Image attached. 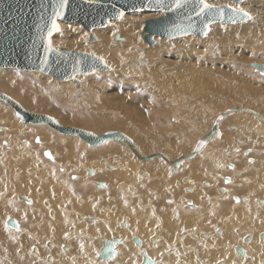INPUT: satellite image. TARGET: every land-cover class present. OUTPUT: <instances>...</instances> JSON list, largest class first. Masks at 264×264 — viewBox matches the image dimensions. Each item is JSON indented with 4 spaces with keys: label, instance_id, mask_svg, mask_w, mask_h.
Here are the masks:
<instances>
[{
    "label": "rangeland",
    "instance_id": "374dc122",
    "mask_svg": "<svg viewBox=\"0 0 264 264\" xmlns=\"http://www.w3.org/2000/svg\"><path fill=\"white\" fill-rule=\"evenodd\" d=\"M256 5L258 7H261L259 6L258 2L256 3ZM252 7L255 8V4H253ZM247 8L251 9V7ZM261 12L262 11L258 10L256 15L261 14ZM242 25H240L239 27H233V25H218L217 28L211 26L210 32L213 30L212 35H210L209 32L208 37L205 38H199L194 35L187 36L189 38L181 37L179 39H187H182L181 42L177 43L173 42V44L162 45L159 49L156 50L157 54L159 55H155L154 58L147 54V50L152 49V47L156 44L152 47L145 46V50L136 45L135 48L137 49V52L140 54V56L149 61H146V66L148 68L147 70L144 71L142 69H137L128 72L125 71L124 67H121L117 72L114 73L107 74V72L106 74L101 73L93 75L86 79V89L82 91L80 90V88L78 89V87H76L77 85L75 83L66 85L65 82H59L60 80L56 81L54 80L55 78L42 73H31V71H24L19 69L7 70L0 68V86L3 87L0 89V91L13 96L15 99H17L16 97L22 96L27 102L31 103V101L34 100L33 96L36 92L29 89L21 90L20 86L22 87L24 83L36 84L37 91L39 90L38 92L41 96V99L42 97H45V101H47V107L43 110H35L34 112H47L56 120L62 122L63 125H71L76 127L81 126L74 124V122L71 120L69 115H71L72 113H76L81 117H91L92 121H97L100 119L103 121L102 118L110 117L111 119L120 122L117 125L127 127L129 130L132 129L134 134L128 132L129 130L120 128L121 131L123 130V132L132 137L134 140L137 137L143 138L148 140L153 149L157 150L159 148V150L161 151L166 149L165 152H168L167 148H169L174 152L179 150V147H181V145H184L186 147L192 146L196 139L194 137H196V135L201 130H203L205 125L208 126L215 114L226 105H231L234 103L251 104V107L264 112V73L252 66L253 63L264 64V24L260 26L262 33L258 34H254L252 31L248 32L250 31L249 29L251 28V25H248V29H244L245 25ZM78 26H80V30L85 34L84 38L86 42L97 44L100 41L101 36L98 31L97 33L99 38L97 37L95 31H93L95 39L91 40L89 38L88 31L83 29L81 25ZM171 40L174 39H169V41ZM124 41L125 37H122V40L119 42L120 44H123ZM113 43H116L114 37H112L111 39V44ZM69 47L82 48L78 45H70ZM250 65L252 67H250ZM122 73L128 74V76L121 75ZM183 76H185L189 80L185 82L183 80ZM163 80H168L167 84L169 90H167L169 92H167V90L165 92L164 89L162 90L158 88L159 83ZM179 81H182L181 84L183 85H180ZM60 86H65L67 88H60ZM173 88H175V90H173ZM182 88H184L185 90ZM64 91H67V93H62ZM229 91H231L232 93H229ZM193 99L195 100L193 101ZM202 108H207V111ZM200 110L201 113H199ZM1 113L2 116H4V112L0 109V114ZM198 116H206L207 121L202 122L203 118L205 117H200L199 120L197 118ZM228 118L224 119L221 122V125H223L222 135L223 137H225L227 144L226 141H224L223 144H219L220 147L223 145L231 144L227 146V148L231 146L236 148L237 138H241V142H245L249 145L252 144V148H257L256 152L261 147L264 149V141H261V139H263L262 137L264 136L260 135V133L262 132L260 131L258 125L253 123V125L251 126V122H248L247 127L250 128V131L249 129L247 130V127L243 125V132H237L236 130H232V127H230V125L235 124L233 121L247 122L246 119L248 118L237 115H231ZM225 120H227L226 123H224ZM108 127H111L107 128L110 130L117 128L118 126L116 127L111 125ZM84 129L90 131L95 130L98 131V133L101 132V130H97L93 127ZM40 134L44 136V139L47 142L51 141V144H49L48 146L55 147L59 151L62 150L61 144L63 143V141L60 142V137L52 135L49 139L44 133L41 132ZM20 135L21 134L18 133L17 138ZM217 143L218 142L214 143V141H212L210 142L211 145L209 146L208 144L209 147L205 146V148L209 152L217 151L218 148L215 147ZM253 143L258 144L254 145ZM239 145L241 146V148H243L246 144ZM65 147L68 148L67 153L65 155H62V158L65 160L71 159L72 162H75V160L78 159L77 162L81 163L85 161L84 159H91L89 155H82L83 150L88 151L91 154V151L84 146L83 147L85 149H80L79 145H73L70 140L67 139V144L65 145ZM170 154L172 155V153ZM214 155L221 156L222 154L215 153ZM255 156L258 157V161L256 163L257 165L259 164V160L264 161V157H262L261 155H257V153H255ZM36 160L37 158L33 159L32 163ZM22 165L23 163L11 162V167L13 168ZM77 165L78 164L73 163L72 167L75 168L77 167ZM186 166L187 169L184 170L183 175H193L196 185L205 180V177H203L205 173H208L212 170L211 163L205 156L199 157L195 162L190 163ZM194 168H197V170L203 172V175H196L199 173L196 172L197 170H195ZM48 169L53 173L55 172V167H53L52 165H49ZM135 170L136 165L131 163V167L128 171H121L120 175H123L126 178L130 179L128 181L125 180L124 183H134L139 180V176H137L134 180L132 179V176L136 174ZM221 173V175H223L226 172ZM0 175H3L2 169H0ZM206 179H209L208 175L206 176ZM29 181L30 177L27 176V188L23 187V189L20 190L21 192L26 193L27 189L30 192ZM217 182L218 183H213L212 185L215 189L217 187L216 185H219L221 183V179L219 178ZM20 186H22V184L14 181V189H19ZM47 186L55 187L56 190L59 191H64L61 189V186L63 189H66V186H63V182L60 179L56 178H53V181L51 182L47 181ZM79 188H82L79 186V184H73L69 188H67V192L69 194L68 197H72L75 192H80L81 195L82 191L79 190ZM240 190H244V192H254L257 197L263 198L261 197V192L257 189L244 188L237 189L236 192L242 193L240 192ZM2 191L3 182L0 180V192ZM60 205L65 207L66 201H62ZM91 205L92 204L89 203L86 207H91ZM119 208L121 211L119 212L118 217H125L123 211L131 212L129 207L126 208L125 200L121 196L119 199ZM16 209V206L11 207L9 204H6L2 209L4 218L6 217V210H11V212H6L7 215L10 214L15 216L17 213ZM77 210L79 213H81L80 211L85 212L84 208H78ZM251 211L264 213V206H261L259 208L258 205L252 204ZM44 212H46V210H44ZM230 212L231 208L229 206L224 210H222L220 206L218 209H209L207 212L192 213L190 216L195 218L200 217L204 214L209 217V222L207 224H193L192 227L201 226L207 228L208 225L212 227L223 226L220 223L226 224L229 221L225 223L221 222L220 216H228ZM236 212L247 213V210L240 207ZM85 214L87 216L88 214H91V211L90 213L85 212ZM32 215L35 216L32 220V224L35 225L39 215L34 212L32 213ZM91 216L94 217L96 215ZM45 219L46 220L44 221L43 227L37 226L32 228L31 231L32 233H39L43 238H45L49 237L51 235V230L55 228L56 233L52 236L57 238V244L59 247L63 244H68L71 242L69 241V239H66V235L84 232H87L94 236L98 235V233H95L96 229H92V227L88 228L81 222H79L78 224L76 221H74L73 225L71 226L65 225V220L69 221L70 219L65 218L63 214L59 212L57 213L55 219H51L48 216H46ZM174 219L175 216L172 214L165 218V227L169 231V233L165 235L167 239H171L174 235L185 228L174 224ZM251 223L253 224L254 222L234 221L233 227L229 228L228 230L229 232H231L235 226H238L242 229L243 227L249 226V224ZM254 224H256V226L260 229L264 228L263 224ZM162 235L164 234L162 233ZM228 236L229 235H226V240ZM23 238H26V236H15L16 241ZM236 239H240V236L238 234H233L232 244H236ZM30 240L31 244L36 243L32 239ZM41 241H44V239H41ZM72 241L74 243V246L79 249V252L88 242V240L82 238H74ZM218 252L216 251V249H213L209 250L205 254L201 253L200 259L201 261H208L210 263L216 262L223 256L222 254H218ZM224 252L230 253V251ZM153 254L156 255L155 253ZM130 257H127L125 259H129L128 262H130V264H133L132 261H134L135 259H131ZM187 258L193 264L201 263V261L197 258L195 259L190 256ZM83 260H85V258L81 259V261ZM36 261L44 264L40 260ZM98 261L99 260L97 259V262ZM13 262L17 264H27L25 261L20 260L15 251H13ZM104 264L119 263L111 262Z\"/></svg>",
    "mask_w": 264,
    "mask_h": 264
},
{
    "label": "bare ground",
    "instance_id": "6f19581e",
    "mask_svg": "<svg viewBox=\"0 0 264 264\" xmlns=\"http://www.w3.org/2000/svg\"><path fill=\"white\" fill-rule=\"evenodd\" d=\"M209 2L211 4H214V5L231 4L233 7H240V8L251 7V9H248V8L247 9L243 8V9L246 10L247 12H249L251 14V16L253 17V19H251V20L245 19V21H242L239 23L238 22L237 23L236 22L235 23H220V22L212 23L210 25V30H211V26L215 27V28H217L218 25H228V26L233 25V27H239L242 24L245 25L244 29H248V25H251L254 23L253 25H251V28L249 29L250 31H248V32L252 31L254 34L262 33L260 26H262V24H264V0H244V1H240V2H236L233 0H209ZM257 2L259 3V6H261V7H258L256 5ZM253 4H255V8L252 7ZM258 10H260L262 12H261V14L256 15ZM133 15H135V16H133ZM161 15H162L161 12H151V11L128 12L123 16L122 19L112 20V22L109 25H107L108 27L107 26L103 27L105 29L95 28L93 30V31H95L97 37H98V33H100V36H101L100 41L97 44L96 43H88L85 41V38H84L85 34L80 30V26H78L80 24L75 25L77 23L68 22V21H60L59 26H60L61 31L56 32L52 36L53 46H55L57 49H59L60 47H66L70 50L76 49V50H82V51L97 53V54L105 57L107 63L112 66V69L110 71H105V72H95L92 75H91V73L85 74V75H79L77 77L79 79L80 85L78 84V82L74 81L73 79L69 80V81H59L57 79H54V80L59 81V82H65L66 85H70L71 83H75L77 85V86L76 85L75 86L78 87V89L80 88V90L82 91V90L86 89V86H85L86 85L85 84L86 79H88V77H91L93 75H97V74H101V73L106 74L107 72H108L107 74L114 73V72H117L121 67H124L125 71H128V72L134 71L137 69H140V70L142 69L144 71L147 70L148 68L146 66V64H147L146 61H148V60L143 58L142 56H140V54L137 52V49L135 48L136 45L140 46L142 49L145 50L146 47H152L153 45L156 44L155 46L152 47V49L147 50V54H149L152 58H154L155 55H159V54H157L156 50L159 49L162 45L173 44V42L174 43L175 42L176 43L181 42L182 39L189 38L187 36L193 35V34H190V35L182 36V37H187V38H182V39H179L181 37L174 38V40H171V41H169V39L167 40L166 38L156 36L155 37L156 43L153 44L152 46H149V45L147 46V43L143 40V37H142V32H143V27H144L145 21L149 17H151V18L152 17H159ZM230 24H232V25H230ZM93 31H92V33H94ZM97 31H98V33H97ZM209 32L206 36H203V37H199L196 35H194V36L199 37V38H205V37H208ZM212 33H213V30L210 32V35H212ZM88 35L90 38V33ZM112 37H114V40L116 43L111 44ZM122 37H125V41L123 42V44H120L119 41L122 40ZM89 38H88V40H89ZM157 38L159 39L160 44H159ZM90 42H92V41H90ZM157 42H158V44H157ZM70 45H78L79 47H82V48L69 47ZM91 50H98L99 52L98 51H91ZM131 65H133V66H131ZM257 65L264 66V64H262V63H253L252 64V66L258 70ZM252 66L250 65V67H252ZM3 69L15 70L17 68H3ZM31 73H39V72L31 71ZM121 75H127L128 76V74H125V73H122ZM183 80L186 82L189 79L186 78L185 76H183ZM167 81L168 80H163L162 82H160L158 88L162 89V90L164 89L165 92L167 89L169 90ZM181 82L182 81H179V84L183 85V84H181ZM1 88H3V87L0 86V89ZM60 88L65 89L67 87L60 86ZM175 88H173V90H175ZM20 89L21 90L29 89V90H33L34 92H36V93H34V96H33L34 100H32L31 103L27 102L25 100V98L22 96L16 97L17 100L25 108L27 107L26 108L27 110L29 109V111L31 110L32 112H34L35 110H43L47 107V103H46L47 101H45V97H42V99H41V96L38 92L39 90L37 91V85L36 84L24 83V85H22V87L20 86ZM182 89H184V88H182ZM168 90H167V92H169ZM62 93L65 94V93H67V91H64ZM229 93H232V92L229 91ZM170 94H171V91H170ZM194 100L195 99H193V101ZM235 105H241V106H244L245 108L253 109L256 112H258L261 116L264 117V112H261L258 109L251 107V104L234 103L231 105H226V106H224V108L221 107L222 109L219 110L215 114V116L212 118L211 123L208 126L205 125L203 130H201L196 135V137H194L196 139H195L194 143L192 144V146L186 147L184 145H181V147H179L180 149L177 151H174V152L171 149L166 147L168 152H165L166 149H164V150H162V151H164L163 153L167 156V158L169 160H174L177 156H179V155L181 156V154L185 155V153H189L190 151L193 150L197 139L199 137H201L207 131V129H210L212 127L216 117L225 109L232 107V106H235ZM0 109L4 112V116H2V113L0 114V126H2V127H0V169H2V171H3V175H0V180L2 177L8 175L5 171V169H6L5 167L7 164L6 161L8 158L13 157L14 159H16V157H17L19 161L23 160L24 174H27V168L28 167L36 168L37 165H39V164L35 163V161L32 163L33 159H35V158H37V160L41 159V157H40L41 154L44 157L45 150L43 148L52 150L51 148L46 147V145H45V147H43L39 142L38 143L36 142V137H37V135H39L38 138H40V142H43V144H46V141L44 140L43 136L41 134H39L41 132L44 133L49 139L52 135H56L57 137H60L61 141L64 140L65 142H67V139H68V140H70V142L73 145H75V144L79 145L80 149H85L84 147H86L90 151L100 150V151H98V153L117 152V153H115L116 154L115 156H113V155L106 156L108 159L107 162L110 160H115V158L117 159V160H115L116 163L112 164L113 168L110 169V171H108V174L113 176L115 179H117L120 176L121 168L122 169L130 168L131 163L136 165V170H135L136 174H134L132 176L133 180L136 179V177L138 175L139 176L148 175L154 179L155 178H162V176L158 175V174H167V177L164 178L165 180L166 179H169V180L170 179H177L176 181H174V183H172V186H169V192L171 194L177 196V197H172V196L170 198L166 197V200L169 203H174V204L162 205L161 209H159L158 212L156 211L155 205L158 202H160V199H161V197H163L164 192H158L157 190L149 187L146 184H140V185L136 186L137 188L141 187L143 189V191L141 193H139V192L128 193L130 195V197L128 198L129 202L132 203L135 201L136 204H132V206L130 207L131 212L126 213V215H125L126 218L125 217H118L119 210H118L117 206H113V207L107 209V206H105L101 203L102 198H96L94 201H91V204L96 206V209L91 210V214L87 215L85 217L84 222L88 228L92 227V229H96L95 233H98V235L94 236V235L89 234L87 232L81 233L82 235L85 236L86 239H88V242L84 246V248H83L84 250H81L79 252V249H77L74 246V243L71 239H69V241H71L70 243L63 244L59 247L57 244V238H50V239H47V241H41V239L38 237L40 235L38 233H31L29 228L27 227V225H20L19 229H16V230L8 227L7 226V220H8V218L11 217V215L10 214L7 215L6 212H9V210H6V212H5L6 217L4 218V215L2 213V209L5 207L6 204L11 205V203H12V204H15L16 206H18L19 204H23L24 201L20 202L19 199H17L19 197H16V196L19 194H18V192L16 193L13 190V185H14L13 179L10 178L8 180H5V178H4L3 180H1L3 182L4 190L2 192H0V196H1L0 197V264H17L15 262H13V251L16 252V254L19 256L21 261H25L27 264H41V263L37 262L36 260H40L44 264H96V260L93 259V257L98 256L97 253L100 252L101 248L103 247V239L106 238L108 240H112L114 237L119 238L121 240V243H119L115 246V249L118 251V253L116 255H114V258H111L108 261L101 260V259H99V256H98V260H100V261H98L97 264L109 263V261L110 262H117L119 264H130V262H128L129 259H125V258L130 257V256H132V257H130L131 259H133V258L135 259L134 261H132L133 264H141V261L143 258V255H142L143 249L146 250L147 253H149L152 257L155 258V260H154L155 264H157L158 258L153 253L165 254L166 251H171V250H174V252H169L168 253L169 255L175 254V253L183 254L184 251H186L187 253L197 254V256H195L194 258L201 260L200 259V253L201 252H199V251H201L205 248H211V247H214L213 249H219V251H221L220 254L224 255V256H222V258L218 264H264V247L262 248L263 250H260L261 244L264 245V240H260V238H259V241H258L256 238H254L255 237L254 234H258V232L254 233V234H252L251 232H248V233H251L252 240L250 242H245L242 238L247 233L243 234V229L238 228V226H235L231 232H229V230H228L229 228L233 227L235 218L236 219H242V220H250L251 222H254L259 217H264V215L261 214L260 212H254L253 211V212L248 213V214L244 213V212H234L235 215L230 217L231 212H232L231 211L228 216L220 218V220L222 222H226V221H230V222L224 224L223 226H216L217 228L215 229V231H209V233H207L208 235H206L205 238H203V237L199 238V234L204 235V231H202V230H204L206 228L188 227L189 225L192 226L193 224L201 225V224H207L209 222V217L206 214H204L200 217H197V218L192 217L190 215L192 213H195V212H207L210 209L208 203H211V200H214V201L217 200L220 203L221 207H226V205H231V204L232 205H241L242 204L241 201H245V203L248 204L252 200L251 195L250 196L249 195H243V196L237 195L239 197V199H236L235 201H233V199H234L233 195H235V194L232 193L231 190H226V191H224V193L219 192V189L222 186H220L219 188L216 187V189L214 187H211L209 189H197V188L194 189L193 187L186 186L185 182H183L181 180L182 177H180V175L182 174V171H183L182 170L183 166L186 165L187 163L190 164V163L195 162L198 157L205 154L207 151V149L205 147H204L205 149L203 148L200 151L201 153L199 152L198 155L194 157V159L191 158V159L183 160L182 165H180L181 169L179 170L178 174L170 175V171H171L173 165H170L166 160H163L160 158H155L151 161L141 160L138 157H136L125 144H123L121 142H117V141L115 142L114 140H112V141L111 140L110 141L109 140L108 141L101 140V141L95 142L94 145H88V143L86 141H84L83 139L81 140L80 139L81 137L80 138L78 137L79 136L78 134L77 135H66L63 133H59L58 131H56V129L52 128L51 126H49L46 123H26L25 124V122L22 119L17 117L15 111L13 110V107L4 104L1 101H0ZM202 109L207 111V108H202ZM37 112L48 114L47 112L36 111V113ZM199 113H201V110L199 111ZM231 115L247 117L248 118V119H246L247 122H251V123L258 125L260 128V131L262 132V133H260V135H264V133H263L264 132V123H262L255 115H253L251 113H245L243 111H238V112L235 111ZM69 117L74 122V124L83 127V129L88 128V127H91V128L93 127L97 130H101L100 133H98V131L91 130L92 133L95 132L97 135H100L106 131H109V129H107V128H111V127H108L111 125L116 126V127L118 126V127L114 128V129H110V130H118V129L120 130V128H123L125 130H129L127 127H122V125H117L120 122L116 121L114 119H111L110 117L102 118L103 121L101 119H100L101 121L100 120L92 121L91 117H88V116L87 117H81V116L77 115L76 113H72L71 115H69ZM200 117H202V118L205 117V118H203L202 122L207 121L206 116H198L197 118L199 119ZM226 118H228V117H226ZM226 118H224V119H226ZM228 119H230V118H228ZM57 121H58V123L62 124V122H60L59 120H57ZM226 121L227 120H225L224 123H226ZM221 122L219 124L220 133H221ZM7 123L9 125H12V129L14 130L15 135H16L15 139H17V141H15V139L13 140L15 152H11L5 156V153L8 149V140H7L6 134L4 133V128H5V125H7ZM28 124H30V125H28ZM31 124H35V125H31ZM69 126H71V125H69ZM81 127H79V128H81ZM38 131H39V133H38ZM122 132H123V130H122ZM128 132L134 134L132 129L129 130ZM18 133H21L23 135V137L17 138ZM142 136H144V135H142ZM220 137L221 138L214 139L212 141H214V143L222 141L221 134H220ZM75 139H77L78 141ZM134 141L136 142L139 151L144 155H150L154 152H160L161 151V150H159V148L157 150L153 149V147L149 144L148 140H146V139L137 137ZM212 141H210V142H212ZM261 141H264V137H263V139H261ZM210 142H208L209 146L211 145ZM208 144H207V146H208ZM253 144L257 145L258 143L257 144L253 143ZM263 150L264 149L261 147L258 151H263ZM52 151H54V153H57V154L60 153L58 151V149H53ZM170 153H172V155ZM93 154H97V153L94 152ZM209 157H211L213 160L217 161V159L215 158L214 155H211ZM101 158L102 157L98 158L96 160V162L99 164H102ZM60 163L61 162H59V164ZM93 164L94 163H92V165ZM108 164H107V166H108ZM252 164H253L252 167L255 169H258V168L263 169L264 168V162L259 163L258 165H254V162ZM49 165H52L53 167H55L54 173L48 169ZM102 165L105 166V164H102ZM61 166L65 169V167L63 165H61ZM195 166H196V164H195ZM142 168H145L146 174L144 172H142V170H141ZM95 169H98V168L96 167ZM173 169H174V167H173ZM194 169L197 170V168H194ZM102 170L103 169L96 170L97 172H92V173H94L93 178H98L100 176V174H102L104 172ZM46 171H47V174H46L47 180H45V182H47V181L51 182V181H53V178L54 179L55 178L60 179L64 183H68V181H70V180L75 181V175L73 177H70V178H69V176H63L64 178H67V179H62L57 173V167L53 163H51L50 161H47ZM196 172H198L199 174H196ZM196 172H195L196 175H199V176L201 174L203 175V172H201L199 170H197ZM171 173H173V172L171 171ZM208 173H205L204 174L205 176L203 175V177L206 178ZM87 174L88 173L86 171V178H87ZM225 176H227V175H225ZM22 178L24 179V181H23V184H24V182L26 180H25L24 176ZM219 178L221 179V182H222V180H224V176L221 174H217L215 176L212 175L209 179L211 181H213L214 183H218L217 180H219ZM189 179L191 181V177H189ZM229 181H232L231 176H230ZM136 182H138V181H136ZM123 184L126 185L125 183H123ZM63 186H65V185H63ZM95 187H96V189L98 188V189L104 190V191L109 188L105 183H104V187H102V188H100L98 185H95ZM22 188H23V185L20 186L18 191L21 190ZM67 188H69V186L66 187V189H63L61 186L62 190H67ZM189 188H190V190H189ZM124 192H126V189H123V192H120V190H118V193H124ZM10 193H15L16 199L13 198L12 194H10ZM118 193L113 194V200H115V202H117L119 204L120 197H118ZM218 193H219V195H218ZM8 195H9V197H7ZM131 195H136L137 196L136 199ZM143 195H145V196H143ZM186 195H188L190 197L189 199L186 200V203L192 199V201H194V203L196 204L195 207L193 205L194 208L189 207L188 209H182L183 201L186 198ZM261 197L264 198V190L261 192ZM263 198H259V197L257 198V201L260 203V204H258L259 208L261 206H264V199ZM34 201H35V199H34ZM201 202L203 203L204 206L201 204ZM125 204H127L126 201H125ZM126 208H127V205H126ZM150 208L153 209V212L149 214L148 211ZM99 210H103L104 213L101 214L99 212ZM59 213L62 214V210H59ZM135 213H138L140 215L135 214ZM171 214L175 216V219L173 221L174 224L185 227L182 230L183 232L177 233L176 235H174L172 237L174 239L169 240V241L165 240V239H161L160 237H158L154 234L148 233L147 230H149V228H152V229H154V231H159V232L163 233L164 235L168 234L169 231L165 227V224H166L165 220H159L158 222H153L151 220L155 216L161 215V216L166 217V216H169ZM91 215H96V216H94L95 222H93V223L89 222V219H88V217ZM233 218H234V220H233ZM18 219L23 224V219L21 218V216H18ZM16 221H18V220H16ZM259 222L264 223V220L260 219ZM122 223L124 224V226L122 225ZM41 224L39 223L38 226H40ZM66 224H67V221L65 220V225ZM112 225H115V227L117 229L120 227V231L122 232V234L116 233L113 230ZM218 228L222 231L220 235L216 234V231ZM237 228L239 231L242 232L241 236H240L241 237L240 242L242 241V243L238 244V245H236V244L234 245V244H232L233 234H235ZM259 232H261V231H259ZM18 234L28 235L31 238L26 236V238H23L21 240L16 241L15 236ZM236 234H238V233H236ZM226 235H229L227 240H226ZM69 237L72 238V237H75V235H70ZM135 237H139L141 239L142 243L140 245H136L133 243V238H135ZM30 239L34 240L36 243L31 244ZM98 239L102 240V242L100 243V241ZM50 242L52 244H50ZM62 243H64V242H62ZM64 246H69L68 251L64 252L62 250ZM236 246H243L246 249V253H245L246 255H244V256L238 255L236 252V249H235ZM34 248H36V249L34 250ZM96 249H97V251H94ZM224 251H230V253L224 252ZM225 254H228V255L233 254L235 256L243 258L245 261L242 263L229 261V260H227L228 255L225 256ZM50 256H51V259L48 258ZM82 258H85V260L81 261ZM177 259H179V258H177ZM183 260H185V259L182 258L181 261H183ZM186 261H188V260H186ZM186 264H193V263L191 261H188V262H186Z\"/></svg>",
    "mask_w": 264,
    "mask_h": 264
},
{
    "label": "water",
    "instance_id": "95a60500",
    "mask_svg": "<svg viewBox=\"0 0 264 264\" xmlns=\"http://www.w3.org/2000/svg\"><path fill=\"white\" fill-rule=\"evenodd\" d=\"M233 1L240 2L244 0ZM59 2L60 0H0L1 68L36 71L60 81L73 79L79 85L80 82L77 77L79 75L105 72L112 69L106 59L97 53L76 49L70 50L66 47L57 49L53 46L52 36L56 31H52L51 36H49L53 19L56 20L57 24H60V21L80 24L90 33V39L93 40L95 36L92 31L95 28L106 27L112 20H120L121 18H118L119 12H123L124 15L135 11L161 12V16L152 17L145 21L142 37L149 46L156 43V36L166 39H174L190 34L203 37L206 36L204 35L205 31L207 33L210 31L209 28L212 23H233L232 20L228 19L231 11L226 7L231 4L216 5L225 8L226 15L221 19L219 15L207 11L197 15L200 9L199 0H181L180 7H176L175 0H67V4L62 9V15L57 17L54 13L60 10ZM208 3H210L209 0ZM237 22H242L239 17L236 18ZM49 40L51 41V47H49ZM257 68L264 73V66L257 65ZM0 101L13 107L17 117L25 123H46L60 133L66 135L78 134L88 145H94L95 142L101 140L121 142L141 160L151 161L155 158L166 160L175 167L173 171L179 169L183 160L197 156L207 146L208 142L220 138L219 124L233 112L251 113L264 123V117L253 109L241 105L229 107L222 111L216 117L212 127L197 139L192 151L174 160H169L163 152H154L150 155L142 154L134 139L120 130H109L97 135L87 129L62 125L50 114L29 111L13 96L2 91H0ZM202 141L203 144H201ZM197 148H199L198 151ZM98 185L103 187V182H98ZM20 198L30 202L24 196H20ZM89 222H94V218L90 217ZM8 224L12 228L17 226V222L12 217L8 219ZM244 240L250 242L252 240L251 235H247ZM261 240H264V234L261 235ZM109 241H114L115 246L121 243V240L116 237L112 240L103 239V247L100 250L102 254L99 256L101 260L108 261L111 259L108 258L105 251L106 242ZM133 242L136 245L141 244L138 237L133 238ZM236 252L239 255H245L242 246L237 247ZM142 255L144 258L141 264H151L153 259L147 252L143 251Z\"/></svg>",
    "mask_w": 264,
    "mask_h": 264
},
{
    "label": "flooded vegetation",
    "instance_id": "af4514ba",
    "mask_svg": "<svg viewBox=\"0 0 264 264\" xmlns=\"http://www.w3.org/2000/svg\"><path fill=\"white\" fill-rule=\"evenodd\" d=\"M28 125H30V124H28ZM31 125H35V124H31ZM252 125H253V123H251V126ZM0 127H2V126H0ZM233 128L236 129L237 132H243L242 131V126L240 128H238L236 123L234 124ZM4 129H5L4 133L6 134L7 140H8V149H7L6 153H5V156H6V155H8L11 152H15L13 140L15 139L16 135H15L14 130L12 129V125H9L7 123V125H5ZM19 134H21V133H19ZM221 136H222V141H219L215 145V147L218 148L217 151H213V152L206 151L205 154L202 153L203 154L202 156H205L209 160V162L211 163V166H212V170L207 174L209 178L212 175L215 176L217 174H222L221 172H226L225 174H223L224 180H222V182L220 183V186H222L223 188L219 186L220 187L219 192L220 193H224V191H226V190H231L232 193L235 194V195H233L234 196L233 201H235L236 199H239L237 194H239L240 196H243V195H249L250 196L251 195L250 193H244V194L237 193L236 190L240 189L241 187H244L246 185H250L251 187H256L255 189L259 188V186H260V188L264 189V169H259V168L255 169V168L252 167V165H253L252 163L254 162V165H257L256 163L258 161V157L255 156V153H257V155H261L262 157H264V151H257L256 152L255 148H252L251 145H249V144H247L245 142H241V138L240 139L237 138L238 142L236 144V146H237L236 148L232 147V146L227 148V146H229L231 144L223 145V146L220 147L219 144H223V140H224L223 135H222V129H221ZM262 136H264V135H262ZM18 137L21 138V137H23V135L21 134ZM38 137H39V135H37V137H36V142L37 143L39 142L43 147H45V145H46V147L51 148L52 150L53 149H57L55 147L48 146L49 144H51V141L47 142L44 139L46 141V144H43V142H40V138H38ZM43 138H44V136H43ZM15 141H17V139H15ZM60 142H62L61 138H60ZM63 143H64V145H63ZM63 143L61 144V147H62V150H60L61 152L58 150L60 152L59 154L54 153V151H52V150L43 148L45 150L44 157L46 159L41 154L40 155L41 159L35 161V163H37L39 165H37L36 168L28 167L27 168V174H24L23 165L22 166H17V167H14V168L11 167V162L23 163V160L19 161L17 157H16V159H14L13 157H10V158L7 159V161H6L7 164H6V167H5L6 168L5 171H6V173L8 175L2 177L1 180H3L4 178H5V180H8V179L12 178L13 179V183H14V181H17L19 184H22L23 187H26V181L23 184L24 179L22 177L25 176V180H27V176L30 177V181H29L30 192H29L28 189H27L26 193H23L20 190L18 191V189H14V185H13V190L16 193L18 192V194H19V195L16 196V197H19L17 199H19L20 202H22V201H24V202H23V204H19L18 206H16L15 204H12V203L10 205L11 207H14V206H16L17 208L21 207V212H19V213L17 212L15 216L11 215V217L14 218L15 221L18 220V221H16L17 222V227L16 228L10 227V225L8 224V220H7V226L10 227L11 229L16 230V229H19L20 225H27V227L29 228L30 232L32 233L31 229L34 228V227H37L39 223L41 224V222L44 220V218L46 216L50 217L51 219H55L57 213L59 212V210H62V214H63V216L65 218L70 219L69 221H67L66 225H70L71 226V225H73L74 221H76L78 224H79V222H81V223H84V225H86L85 222L83 221L85 219V217H86V214L84 212H82V211H80L81 213H79L77 209L86 207L89 203H91V201H94L96 198H102L101 199V203L105 204L107 206V209L113 207L111 205H108V202L111 201V199L109 197L101 195V194L91 193V195H90L91 198L90 199L88 198V196H83V194H81V195L77 194L76 196H74V197L72 196V197L69 198L68 197L69 194H68L67 190H64V191H58L57 195L55 196V194H56L55 191H57L56 188L47 186V182H45V180H47L46 179L47 161H50L51 163H53L57 167V173L62 179H67V178H64L63 176H69V178H70V177H73L75 175V181L70 180V181H68V183H64L63 182V185H65L66 187H68V186L70 187L73 183H75V184H79L80 187L85 186L86 188L88 186H91V187L95 188V185H98V182H102V181H98L96 178H93V176H94L93 174L94 173L91 174V172H97L96 170H100V169H103L102 171H110V169L113 168L112 164L116 163L115 162V160H117L116 158H115V160H110V161L107 162V160H108L107 157H103L101 159L102 160V164H105V166L102 165V164L97 163L96 161H92L91 162V159H84L85 161L81 162V163H78L77 162L78 159H76V158H74V159H76L75 162H72L71 159L70 160H68V159L65 160V159L62 158V155L63 154L65 155L67 153L68 148L65 147L67 142H65L63 140ZM239 144H242V145L246 144V145H245V147L241 148V146ZM217 145H218V147H217ZM62 151H63V153H62ZM49 153H50V156L48 155ZM215 153H221L222 155L221 156H216V155H214ZM84 154L89 155L91 157V154L88 151H82V155H84ZM231 154H241V155H239L240 157L237 156V159L236 158L233 159ZM211 155H214L215 158L217 159V161H215L211 157H209ZM227 155H229V157L226 158ZM179 156H177L176 158H178ZM242 161H244L245 164H240ZM59 162H61V163L59 164ZM262 162H264V161L263 160H259L258 163H262ZM73 163L78 164L77 167L73 168L72 167ZM92 163H94V164L92 165ZM107 164H108V166H107ZM61 165H63L65 167V169ZM181 165H182V162H181ZM186 165L183 166V169H182L183 171L185 169H187ZM248 166H250V167H248ZM94 167L95 168L97 167L98 169H95ZM173 167L171 169V171L173 173H171V171H170V175L178 174L179 170L181 169V166H180V168L177 171H173L174 170ZM129 169L130 168H128V169H122L121 168L120 171H128ZM86 171L88 173L87 174V178H86ZM158 175H161L163 179L167 177V174H165V175L158 174ZM225 175H227V176H225ZM228 175H230L232 177V181H230V182H229L230 176H228ZM188 176L191 177V181H190ZM180 177H182L181 180L183 182H185L186 186H188V187L194 186L197 189L211 188V187H213L212 185L214 183L213 181L205 178V180H203L202 182H200V183H198L196 185L195 178L193 177V175H183L182 174V175H180ZM147 178L148 179H154V178H152V177H150L148 175H144V176H139L138 182L125 183V184L129 185V187H136L137 185H140V184H146ZM234 179H235V181H234ZM166 180H169V179H166ZM176 180L177 179H170V183L172 184ZM122 183H124V182H122ZM103 187H104V183H103ZM100 188H102V187H100ZM3 190H4V187H3ZM189 190H190V188H189ZM10 194H12V197L16 199V197L14 195L15 193H10ZM218 195H219V193H218ZM20 196H24L30 202L26 201L24 198H20ZM189 198L190 197L188 195H186V198L184 199L183 204L186 205L188 208L189 207L194 208L195 205H196L194 203V201L189 200L186 203V200L189 199ZM34 199H35V201H34ZM62 201H66L65 207L60 205V203ZM163 201L168 202L166 200V198H164ZM201 204H202V202H201ZM193 205H194V207H193ZM44 210H46V212H44ZM9 212H11V210H9ZM33 212L39 215L35 225L32 224V220L35 217L34 215H32ZM99 212L101 214L104 213L103 210H100ZM18 216H21V218L23 219V224L18 219ZM90 217H92V216H89L88 219ZM160 217H161V215L156 216V219H159ZM92 218H94V217H92ZM94 222H95V219H94ZM91 223H93V222H91ZM122 225L124 226L123 223H122ZM43 226H44V224L40 225V227H43ZM238 228H240V227H238ZM238 228L236 229L235 234L238 233V234L241 235L242 232L239 231ZM147 231H148V233L154 234V235L160 237L161 239H165V240H168V241L174 239V238L167 239L165 235H162V233H161V235L157 234V232L154 231V229H152V228H149V230H147ZM221 232L222 231L218 228L217 231H216V234L220 235ZM55 233H56V229L53 228L51 230V235L49 237L43 238L42 235H40L39 233L38 234L40 236H38V237L40 239H44V241H47V239L55 238L54 236H52V235H55ZM244 233H246V232L243 231V234ZM263 234H264V232H262L260 234V236H259L260 240H261V235H263ZM18 235H20V234H18ZM70 235H75V237L70 238L69 237ZM70 235H66V239L73 240L74 238H82V239L88 240L81 233L70 234ZM206 235H208L206 232H204V235H200L199 234V238H202V237L205 238ZM248 235H251V234H248ZM21 236H28V235H21ZM246 236L243 237V240L245 239ZM28 237L31 238L30 236H28ZM251 237H252V235H251ZM98 240L100 241V243L102 242V240H100V239H98ZM50 244H52V243L50 242ZM261 245L262 246H261L260 250H263L262 248L264 247V245L263 244H261ZM237 247H239V246H236L235 249ZM213 248L214 247L205 248V249H203V250H201L199 252L205 254L209 250H213ZM35 249L36 248H34V250ZM68 249H69V246H64L62 250L64 252H66V251H68ZM82 250H84V249H82ZM94 251H97V249L94 250ZM143 251H146V250L143 249ZM216 251L218 252L219 249H216ZM169 252H174V250L166 251L165 253H169ZM244 252L246 253V249L245 248H244ZM117 253H118V251L116 250V254ZM147 254L149 256H151L149 253H147ZM218 254H220V253H218ZM240 256H242V255H240ZM48 258L51 259V256L48 257ZM143 258H142V261H143ZM151 258L153 259V261L155 260L154 257L151 256ZM93 259L96 260V264H97L98 256L97 257H93ZM220 260L221 259H219L218 261L213 262V263H210L208 261H201L200 260L201 261L200 264H218L220 262ZM142 261H141V263H142ZM181 262L182 263H186L187 261L185 259V260H183Z\"/></svg>",
    "mask_w": 264,
    "mask_h": 264
},
{
    "label": "crops",
    "instance_id": "0c3cea01",
    "mask_svg": "<svg viewBox=\"0 0 264 264\" xmlns=\"http://www.w3.org/2000/svg\"><path fill=\"white\" fill-rule=\"evenodd\" d=\"M234 123H236V125H237V127L238 128H240L241 126H245V127H247V123L248 122H243V121H233ZM230 127H232V130H236V129H234L233 127H234V124H232V125H230ZM221 129H223V126L221 125ZM247 129H249L250 130V128L249 127H247ZM239 136V135H238ZM224 138V140H223V143H224V141H226L225 140V137H223ZM226 143H227V141H226ZM98 151H100V150H95V151H91V162L92 161H96L98 158H100V157H106V156H108V155H113V156H115L116 154L115 153H117V152H107V153H98ZM94 152H96L97 154H93ZM232 155V157H234V158H237V156H239V154H231ZM241 155V154H240ZM226 157H229V155H227ZM101 158V159H102ZM240 164H245V162L244 161H242ZM264 169V168H263ZM142 170V172H144L145 173V168H142L141 169ZM183 172L184 171H182V174H183ZM146 174V173H145ZM181 174V175H182ZM163 175H165V174H163ZM98 181H102L103 183H105L109 188L107 189V190H100V189H96V187L95 188H93L92 187V190H91V186H88L87 188L85 187V186H83L82 188H79V190H81L82 191V194H83V196H88V198L90 199L91 198V192H94V193H96V194H101V195H104V196H107V197H109L110 199H111V201H109L108 202V205H111V206H117L118 207V210H119V212L121 211L120 210V208H119V204L117 203V202H115V200H113V194L114 193H118V190H120V192H123V189H126V192H124V193H118V197H122V198H124V200L127 202V207H131L132 206V204H136V202L134 201V202H129V200H128V198L130 197V195L128 194V193H132V192H139V193H141L142 191H143V189L141 188V187H139V188H137V187H129V185H124L122 182H125V180H130V179H128V178H126L125 176H123V175H120L117 179H115L113 176H111V175H109L108 174V171H104L102 174H100V176L98 177V178H96ZM118 183V184H117ZM73 184H75V183H73ZM72 184V185H73ZM146 185H148L149 187H151V188H153V189H155V190H157L158 192H164V194H163V197H161V199H160V202H158L155 206H156V211L158 212V210L159 209H161V206L162 205H171V204H174V203H169V202H165V201H163V199L164 198H166V197H177V196H175V195H173V194H171L170 192H169V186H172V184L170 183V180H165V179H163V178H155V179H148L147 178V181H146ZM124 186V187H123ZM217 187H219L220 186V184L218 185H216ZM122 188V189H121ZM244 188H246V189H255L256 187H251L250 185H246V186H244V187H241L240 189H244ZM205 189H209V188H205ZM257 190L258 191H260V192H262L264 189H262V188H257ZM59 190H57V191H55L56 192V194H55V196L57 195V192H58ZM240 192H242L241 194H244V193H250L251 194V197H252V200L248 203V204H246L245 203V201H241L242 202V204L241 205H226V207H221V209L222 210H224L225 208H227L228 206L231 208V216L230 217H232V216H234L235 214H234V212H236L240 207L241 208H245L246 210H247V214L248 213H251L252 211H251V205L252 204H256V205H258V204H260L258 201H257V196L253 193H251V191H246V192H244V190H240ZM77 194H80V192H75L72 196L74 197V196H76ZM131 196H133L135 199H136V195H131ZM143 196H145V195H143ZM209 204V208L212 210V209H218L221 205H220V203L216 200V201H214V200H211V203H208ZM103 205H105V204H103ZM202 205H203V203H202ZM106 206V205H105ZM204 206V205H203ZM259 206V205H258ZM84 208V210H85V212H88V213H90V211L92 210V209H96V206H94V205H91V208L90 207H83ZM182 209H188V207L186 206V205H182ZM16 211L19 213V212H21V207H18L17 209H16ZM100 211V210H99ZM83 212V211H82ZM84 212V213H85ZM153 212V209H149V211H148V213L150 214V213H152ZM126 211H123V214H124V216L126 215ZM261 213V212H260ZM261 214H263L264 215V213H261ZM89 215V214H88ZM166 217H168V216H166ZM165 216H161L159 219H156V216L154 217V218H152V221L153 222H158L159 220H165V218H166ZM221 217H225V215H222V216H220V218ZM126 218V217H125ZM260 219H263L264 220V217H259L256 221H254V223H257V224H264V223H260L259 222V220ZM46 219L44 218V220L41 222L42 224H44V221H45ZM233 220H234V218H233ZM221 221V220H220ZM232 221V220H231ZM235 221H241V222H243V221H248V222H251L250 220H242V219H236L235 218ZM222 222V221H221ZM227 222V221H226ZM230 222V221H229ZM225 223V222H224ZM249 224V226H247V227H243L242 229H243V231L244 232H246L247 234L246 235H248V234H254V233H257L258 232V234H254V238H256L258 241H259V235L262 233V232H264V228L263 229H260V228H258L257 226H256V224ZM84 224V223H83ZM220 224H222V225H224L223 223H220ZM180 226V225H179ZM112 227H113V230L116 232V233H121L122 234V232L120 231V227L117 229L116 227H115V225H112ZM188 227H192L191 225H189ZM198 228H205V227H201V226H199ZM217 227H212V226H207V228L206 229H204V230H202V231H204V232H206V233H209V231H215V229H216ZM259 231H261V232H259ZM157 232V234H159V235H161V232H159V231H156ZM180 232H183L182 230L180 231ZM248 232H251V233H248ZM237 235V234H236ZM239 236H241L240 234H238ZM245 235V236H246ZM241 238V237H240ZM243 239V238H242ZM235 242H236V245H238V244H241L242 243V241L240 242V239H236L235 240ZM262 246V245H261ZM218 253H220V252H218ZM200 255H201V253H200ZM226 255H228V254H225V256ZM195 257V256H197V254H195V253H187L186 251H184V253L183 254H177V253H175V254H171V255H169L168 253H165V254H156V257L158 258V261H157V264H184V263H182L181 262V259L183 258V259H186V260H188V258L187 257ZM224 256V255H223ZM181 257V258H180ZM177 258H179V259H177ZM227 260H229V261H232V262H239V263H242V262H244L245 260L243 259V258H241V257H238V256H235V255H233V254H231V255H228V257H227ZM189 261V260H188ZM187 261V262H188ZM109 263H111V262H109ZM186 264V263H185Z\"/></svg>",
    "mask_w": 264,
    "mask_h": 264
},
{
    "label": "snow or ice",
    "instance_id": "6c2138e0",
    "mask_svg": "<svg viewBox=\"0 0 264 264\" xmlns=\"http://www.w3.org/2000/svg\"><path fill=\"white\" fill-rule=\"evenodd\" d=\"M66 4H67V0H60V2H59V9L60 10L56 11L54 13V15L57 17L62 15V9ZM175 4H176V7H180L181 6V0H175ZM199 4H200V9H199V12L197 13V15L203 14L205 11L210 12V13H215V14L219 15V17L221 19H223L226 15L224 7H218L214 4H210V3H208V0H199ZM226 7H228L231 11V15L228 16V19L232 20L233 23L236 22L237 17H239V19L241 21H243L245 18L248 20L253 19L251 14L249 12H247L246 10H244L243 8L232 7L231 5H228ZM123 16H124L123 12L118 13V18L122 19ZM209 30H210V28H209ZM52 31H56V32L61 31L60 26H59V24L56 23L55 19H53L51 22V29L49 31V36H51ZM207 34H208L207 31H205L204 35H207ZM49 47H51V41L50 40H49ZM203 143L204 142L202 141L201 144H203ZM198 150H199V148H197V151ZM48 155L50 156V153ZM105 251L107 253L108 258H114L115 242L114 241L106 242V250ZM101 254L102 253H100V252L97 253L98 256H100ZM151 264H155V262L152 261Z\"/></svg>",
    "mask_w": 264,
    "mask_h": 264
}]
</instances>
